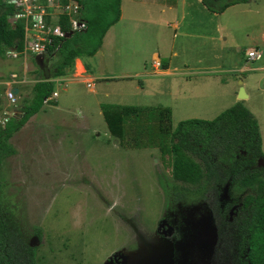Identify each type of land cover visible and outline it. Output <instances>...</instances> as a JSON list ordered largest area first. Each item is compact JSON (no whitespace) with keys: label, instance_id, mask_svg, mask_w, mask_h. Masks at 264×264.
<instances>
[{"label":"rangeland","instance_id":"1","mask_svg":"<svg viewBox=\"0 0 264 264\" xmlns=\"http://www.w3.org/2000/svg\"><path fill=\"white\" fill-rule=\"evenodd\" d=\"M233 5L225 8L222 16L226 21L222 25L223 34L227 36L223 42L224 63L231 64L234 58V64H243L246 49L256 44L262 56L260 60L247 61L250 68L246 71L233 69L219 74L230 80L231 90H238L239 85L243 87L244 93L249 94L241 99L243 105L263 120L264 70H257L255 66L264 63V0ZM143 26L140 23L135 29L141 30ZM206 27L202 24L197 30L204 32ZM163 31L168 41L179 39H170L171 31ZM157 35L160 32L150 36L151 45ZM203 44L208 53L217 50L216 45ZM235 44L239 45L234 47ZM128 54V57L111 62L113 67L125 61L127 67L141 66V74L131 75L132 81L124 82L129 94L135 92V85L140 88L134 97L125 101L152 107L174 104L169 95L171 88L167 76L152 72V55L148 49L145 53ZM196 59L195 56L193 63ZM159 60L162 67L161 60L163 63L167 59ZM30 67L36 69L31 54H27L24 63L21 55L0 57V123L6 119L5 113L19 114L16 109L19 98L10 103L3 83L7 85L11 71H22L25 75L27 72V79H31ZM129 68L133 70V67ZM31 83H24L25 89L28 90ZM65 84L56 87L59 109L49 102L33 116L37 123L30 118L10 136L8 143L15 152L3 159L1 167L4 192L15 205L13 214L20 222V240L29 241L36 236L32 233L35 228L39 229V240L34 245L35 264H102L113 253H123L126 264H143L144 251H153L155 246L161 254L151 264H188L195 256L205 258L206 264H227L233 260L236 256L231 242L223 241V249L220 246L218 250L208 252L209 240L202 235L206 230L215 231L217 222L222 224L220 219L225 222L222 226H230L228 223L235 216L234 208H231L230 220L226 210L223 215L217 211V206L221 207L227 198L226 184L217 194L213 189L197 201H172L168 187L162 188L164 182H172L171 154L155 147H134L128 142L126 145L120 138L110 135L101 115L96 112V100L88 90L92 86L89 78L83 84L71 81ZM101 100L105 103L108 99L102 97ZM183 102L179 105L182 110L195 106L194 101ZM229 102L227 98L221 106L225 108ZM83 109L89 115L87 121L80 114ZM218 110L215 107L212 114ZM177 119L174 116L171 120L172 128ZM132 134L129 132L128 135ZM259 165L262 166L261 161ZM162 216L171 219L179 231L190 228L197 234L181 239L175 237V232L171 236L155 235L154 229ZM234 237L239 239V236ZM19 264L27 262L21 258Z\"/></svg>","mask_w":264,"mask_h":264},{"label":"trees","instance_id":"2","mask_svg":"<svg viewBox=\"0 0 264 264\" xmlns=\"http://www.w3.org/2000/svg\"><path fill=\"white\" fill-rule=\"evenodd\" d=\"M200 1L208 11L219 13L229 5L248 0ZM77 2L85 29L74 31L66 38L53 39L45 53L48 77H44L35 65L36 80L30 85L28 94L19 97L18 116L3 112L6 119L0 123V264H19L21 258L27 264H35V248L29 246L28 241L20 240V222L13 214L15 205L4 192L2 162L15 152L8 139L42 106L53 103L54 98L43 103L55 86L51 78L64 75L75 57L92 56L106 30L119 18L120 0ZM10 10L11 6L0 0L2 58L9 49L22 50V24L18 20L14 23L7 20L6 14ZM57 22L62 30H67L64 17L60 16ZM100 111L106 130L122 143L155 147L171 154L172 182H164L162 188L168 187L172 201H197L213 189L217 194L226 184L227 198L221 207L217 206V211L223 215L226 210L227 215L230 207H234L236 213L228 225L235 230L234 236H239L238 263L264 264V166H257V159H262L263 155L257 121L240 101L222 109L211 119H181L173 128L168 106L103 103ZM129 132L133 134L129 136ZM32 233L39 238L38 228Z\"/></svg>","mask_w":264,"mask_h":264},{"label":"crops","instance_id":"3","mask_svg":"<svg viewBox=\"0 0 264 264\" xmlns=\"http://www.w3.org/2000/svg\"><path fill=\"white\" fill-rule=\"evenodd\" d=\"M229 6L232 7L234 5ZM119 8L118 20L106 30L95 53L92 56L75 57L71 66L66 68L64 75L55 77L58 79L54 86L55 88L57 86L64 87L66 86L65 83L70 81L83 84V81L89 78L92 80V86L88 90L96 100L97 114L101 115L100 105L104 103V100H101L102 97L108 99L105 103L134 106L128 104L125 100L134 97L138 93L139 87L135 85L133 87L135 92L129 94L126 92L124 82L132 81L131 75L141 74V66L137 64L127 67L128 62L125 61L124 64L113 67L111 62L116 58L128 57L129 52L135 54L145 53V50L148 49V52L152 55V60L155 59L159 62V67L156 70L153 69L152 72L167 76L169 89L171 88L169 91L170 98L174 99L175 103L179 100L177 104L168 105L170 108V122L174 116L178 117L177 121L186 118L211 119L213 118L212 115H216L224 109L221 105L227 98L230 100L228 106L237 101L242 103L236 97L237 88L231 90L230 80L219 73L233 69L246 71L250 68L247 61L256 60H249L245 57L243 64L237 62L234 64L233 58L231 64L227 65L224 63L223 42L227 40V36L223 34L222 26L226 22L222 19L224 11L219 13L210 12L200 0H120ZM143 22L145 23L144 26ZM140 23H142L143 28L136 30L135 28ZM202 24L207 26L204 32L197 30V27ZM163 30H170L171 36L169 38H179L177 42L165 39ZM159 32L160 35L153 39L155 43L151 45L150 36ZM203 43L207 45L211 43V46L216 45L217 50L208 53ZM237 45L239 44H235L234 47ZM258 47L259 45L256 44L253 49L261 53ZM250 49L252 47H248L246 51ZM195 56L197 59L193 63ZM160 57L167 59L163 63L161 60L162 67H160L159 59L163 58ZM260 59L261 57L257 60ZM129 67H133V70H128L127 68ZM255 68L264 70V63L260 66H255ZM35 70L30 67L28 72L32 75V78L27 79L26 82L31 81L33 83L36 80L37 74ZM107 74L114 76V78L108 79L109 76L106 77ZM14 88H16L15 101L17 97L28 94L29 89H25L24 83L15 84ZM246 94L248 97L249 94L247 92ZM57 97L58 95L53 99V104H55L54 108L59 109L61 105ZM193 101L195 106L192 107L188 104L190 105L187 108L189 110L180 109L179 105L181 102L187 104L188 102L193 103ZM215 107L219 110L212 114V110ZM248 110L254 114L251 109ZM37 112L31 115L19 129L29 122L30 118L36 122L33 116ZM80 114L86 121L88 120L89 115L86 114L84 109ZM253 116L258 125L260 148L264 161V126L263 128L261 126L262 124L264 125V117L261 120L257 115L254 114Z\"/></svg>","mask_w":264,"mask_h":264},{"label":"built area","instance_id":"4","mask_svg":"<svg viewBox=\"0 0 264 264\" xmlns=\"http://www.w3.org/2000/svg\"><path fill=\"white\" fill-rule=\"evenodd\" d=\"M11 10L6 14L7 20L14 23L20 21L22 24V50L16 51L9 49L5 51V56L9 58L22 57L23 63L27 54L32 56L37 53H46L47 46L51 44L54 38L64 37L68 31H80L85 29V21L80 18V4L77 0H5ZM64 17L68 28L62 30L57 22L59 18ZM246 58L249 60H257L261 57V53L255 49L245 51ZM151 66L156 69L159 66L157 60H152ZM27 80L24 72L17 73L11 71L7 77V85L5 95L10 103H14L16 94L12 92L15 84L25 83ZM56 84L58 79L51 78ZM57 95L54 87L49 97L43 99L46 104L49 100ZM5 120V119H4Z\"/></svg>","mask_w":264,"mask_h":264},{"label":"flooded vegetation","instance_id":"5","mask_svg":"<svg viewBox=\"0 0 264 264\" xmlns=\"http://www.w3.org/2000/svg\"><path fill=\"white\" fill-rule=\"evenodd\" d=\"M257 166H259V165H257ZM231 208H233V206H231L230 209L227 211V215H228L227 219H229V220L232 217ZM234 213H236V212H234ZM161 220H163L164 222H163V225L159 227L158 225L161 222ZM223 220L224 219H220L222 224L225 223V222H223ZM170 221H171V219L169 220L166 216L165 217L162 216L158 220L156 228L154 229L155 235H158V234L163 235L162 231L164 229H166V225L171 226V232L169 235L171 236L175 232V237H177V239H181L182 237L191 236V234L193 233L190 228H186L183 231H179L177 229V227L174 226L173 223H171L172 221L171 222ZM222 224L217 222V226L215 228V231H211L214 237H212V239L210 241L211 243L208 242V244H209V245H207L208 252L210 251V249H213V251L215 249L218 250V247H220V246H222V249H223L224 246L222 245V242L227 240L228 243L231 242V244L230 243L229 244H230V246H233L232 250L234 252V255L236 256L233 260L227 261V264H239L238 259H237V251L239 250V247H238L239 244H238L237 238H235L233 235H231L235 232L231 231V227H226V226L224 227V226H222ZM195 234H197V232ZM232 239H233V241H232ZM174 240H176V239H174ZM123 257L125 258V255L123 253H113L112 255L108 256L107 259L102 264H125L126 260ZM204 259L205 258H202L201 256L200 257L195 256V258L191 259V261L188 264H197V261H199L198 264H206V260L204 263ZM209 260H211V259H209ZM220 264H222V263H220Z\"/></svg>","mask_w":264,"mask_h":264},{"label":"water","instance_id":"6","mask_svg":"<svg viewBox=\"0 0 264 264\" xmlns=\"http://www.w3.org/2000/svg\"><path fill=\"white\" fill-rule=\"evenodd\" d=\"M71 34H72L71 31L66 32V33L64 34V38L69 37ZM33 62H34V64H35L39 69H41V71H42L44 77H48V74H47V58H46L45 53H37V54L33 55ZM240 82H241V81L239 80V83H240ZM12 92H13V93H16V88L13 87V88H12ZM236 97H237L238 100H241V99H243V98L246 97V94L244 93L242 86H239V87H238V90L236 91ZM163 222H164V221L161 220V222L159 223L158 226H159V227L162 226V225H163ZM164 224H165V223H164ZM165 225H166V224H165ZM170 232H171V226L166 225V229H164V230L162 231L163 235H169ZM194 233H195V232L193 231L192 234H194ZM202 235H203L204 237H207L208 240H209L208 242L211 243V242H210L211 239H212V232H211V230H210V231H207V230H206L205 232H202ZM37 241H38L37 237H36V236H32V237L30 238V240L28 241V245H29V246H34V245L37 244ZM206 249H208V248H206ZM144 254H145V256L141 258L142 261H143V264H151V263H153V262L155 261L156 256H159V255L161 254V251L155 246L153 251H150L149 249H146V251H144ZM123 258H124V257H123ZM124 259H126V257H125ZM150 262H151V263H150ZM125 264H126V262H125ZM140 264H141V263H140Z\"/></svg>","mask_w":264,"mask_h":264},{"label":"clouds","instance_id":"7","mask_svg":"<svg viewBox=\"0 0 264 264\" xmlns=\"http://www.w3.org/2000/svg\"><path fill=\"white\" fill-rule=\"evenodd\" d=\"M32 59H33V56H32ZM151 63H152V62H151ZM150 66H151V65H150ZM158 67H159V66H158ZM158 67H157V68H158ZM152 68H153V67H152ZM157 68H156V69H157ZM153 69H154V68H153ZM156 69H154V70H156ZM15 94H16V93H15ZM259 161H261L262 166H264L263 157H262V159H258V160H257V165H259ZM233 208H234V207H233Z\"/></svg>","mask_w":264,"mask_h":264}]
</instances>
